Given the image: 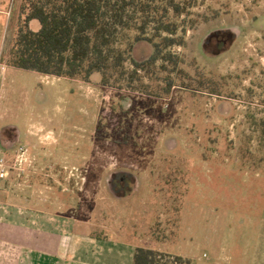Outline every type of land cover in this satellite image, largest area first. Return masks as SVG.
<instances>
[{"label":"rangeland","instance_id":"374dc122","mask_svg":"<svg viewBox=\"0 0 264 264\" xmlns=\"http://www.w3.org/2000/svg\"><path fill=\"white\" fill-rule=\"evenodd\" d=\"M22 3L0 0V146L29 157L3 184L5 219L74 226L94 264H132L139 246L170 264H264V0H196L167 50L169 92L171 70L141 92L4 65Z\"/></svg>","mask_w":264,"mask_h":264},{"label":"trees","instance_id":"16d2710c","mask_svg":"<svg viewBox=\"0 0 264 264\" xmlns=\"http://www.w3.org/2000/svg\"><path fill=\"white\" fill-rule=\"evenodd\" d=\"M195 1L23 0L21 21L12 42L2 51L1 62L84 82L99 73L102 86L124 85L141 92L147 86L145 73L152 77L158 71L171 70L164 77L169 92L180 57L167 50L183 44V38L176 35L178 18L190 13ZM33 20L39 21L38 30L30 27ZM140 40L150 41L154 52L137 61L131 52L133 43ZM131 59L133 68L129 69ZM159 60L163 61L160 65ZM164 256L139 246L132 264H170Z\"/></svg>","mask_w":264,"mask_h":264},{"label":"crops","instance_id":"0c3cea01","mask_svg":"<svg viewBox=\"0 0 264 264\" xmlns=\"http://www.w3.org/2000/svg\"><path fill=\"white\" fill-rule=\"evenodd\" d=\"M12 217L0 220V264H94L90 260H98V251L88 258L93 241H85L84 234L72 230L74 226L67 231L56 229L62 226L60 221L26 220L15 213Z\"/></svg>","mask_w":264,"mask_h":264},{"label":"built area","instance_id":"2783aa9c","mask_svg":"<svg viewBox=\"0 0 264 264\" xmlns=\"http://www.w3.org/2000/svg\"><path fill=\"white\" fill-rule=\"evenodd\" d=\"M28 159V149L25 146L16 147L10 155L0 146V193L11 173L22 170ZM9 213V204L0 199V220L5 219V215Z\"/></svg>","mask_w":264,"mask_h":264}]
</instances>
